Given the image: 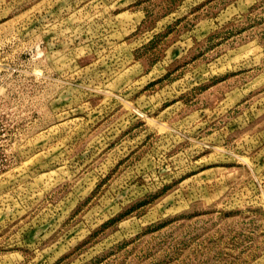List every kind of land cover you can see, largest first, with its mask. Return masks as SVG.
<instances>
[{
  "label": "rangeland",
  "instance_id": "obj_1",
  "mask_svg": "<svg viewBox=\"0 0 264 264\" xmlns=\"http://www.w3.org/2000/svg\"><path fill=\"white\" fill-rule=\"evenodd\" d=\"M0 264H264V0H0Z\"/></svg>",
  "mask_w": 264,
  "mask_h": 264
}]
</instances>
